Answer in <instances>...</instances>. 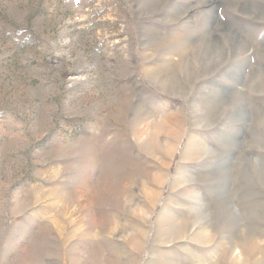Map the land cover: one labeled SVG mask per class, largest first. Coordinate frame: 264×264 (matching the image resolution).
Listing matches in <instances>:
<instances>
[{"label": "rangeland", "instance_id": "1", "mask_svg": "<svg viewBox=\"0 0 264 264\" xmlns=\"http://www.w3.org/2000/svg\"><path fill=\"white\" fill-rule=\"evenodd\" d=\"M0 264H264V0H0Z\"/></svg>", "mask_w": 264, "mask_h": 264}]
</instances>
